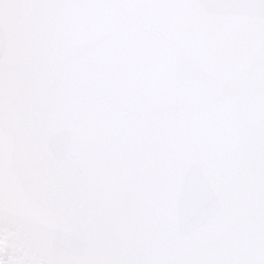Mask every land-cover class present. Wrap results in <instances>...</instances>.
Masks as SVG:
<instances>
[{"label": "snow or ice", "instance_id": "obj_1", "mask_svg": "<svg viewBox=\"0 0 264 264\" xmlns=\"http://www.w3.org/2000/svg\"><path fill=\"white\" fill-rule=\"evenodd\" d=\"M0 264H264V0H0Z\"/></svg>", "mask_w": 264, "mask_h": 264}]
</instances>
